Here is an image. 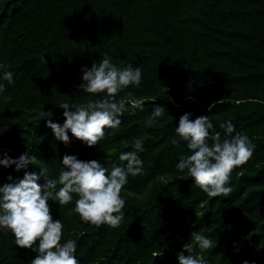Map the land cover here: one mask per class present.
I'll list each match as a JSON object with an SVG mask.
<instances>
[{"label": "trees", "instance_id": "1", "mask_svg": "<svg viewBox=\"0 0 264 264\" xmlns=\"http://www.w3.org/2000/svg\"><path fill=\"white\" fill-rule=\"evenodd\" d=\"M144 1L146 0H0V64L6 66L0 69V75L4 70H11L15 79L14 84L3 81L7 87L0 93V121L35 106L59 108L58 105L64 100L85 103L89 98L102 97L103 93H86L78 85L82 82L81 66L91 67L93 61L101 59L104 52L112 56L113 62L120 66L132 63L142 68L140 86L129 85L118 94V98L127 97L125 94L128 92L140 89L146 95L144 108L133 111L129 107L123 113L121 125L110 130L106 127L105 138L97 144L89 146L70 131V143L58 140L47 125L48 117H43L45 114L41 115V122L30 124L27 130L30 133L38 131L39 137H31L34 142L29 153L38 152L37 158L48 170L49 176L59 173L60 158L70 149L77 151L81 159L94 158L101 151L132 150V142L144 133L141 124L147 123L154 104H163L168 108L162 117L157 118V122L167 119V131L169 128L172 131L176 128L179 122L177 115L195 111L197 115H193V119L198 115L210 116L214 132H224L221 123L229 119L236 125V130L241 128L244 121L253 122L258 126L249 137L256 145L255 149L264 148V126L261 124L264 121V110L254 102L251 104L252 101L241 102L230 96L207 103L203 91L195 87L197 80H212L222 73L236 83L261 82L264 80L261 63L264 56H258V48H236L240 50V65L233 62L220 69L215 65L205 66L198 55L200 48L191 43L176 26L173 30L165 26L159 30L162 35L170 37L167 41L173 40L176 48H128L125 41L119 40V36L113 41V32L124 30L128 26L131 7ZM170 1L175 4H170V12L175 15L181 13L185 5H192L200 0ZM227 1L214 0L210 6L213 11L220 8L218 16L221 20L232 16L242 15L245 19L253 16L252 11H236L229 4V11L223 10L222 6ZM255 1L264 5V0ZM16 27L18 30L11 36V40L9 32ZM221 28L222 24L219 22L214 30ZM237 33L235 38L239 34L250 35L240 31ZM263 40L259 39L258 42L264 43ZM14 55L26 56L21 62L9 65L7 61ZM29 71L31 76H28ZM183 82L191 86L189 95L183 99L186 100L180 102L179 84ZM156 87L166 89L153 100L151 95ZM169 96L173 100H169ZM188 97L190 98L187 99ZM210 105H213L211 109ZM221 111L227 113L218 119L217 114ZM50 118L61 124L66 119L63 111L54 113ZM172 140L167 136L166 130L158 138L144 139L146 149L149 146H162ZM186 144L187 141L181 139L179 144L174 145L171 160L173 169H177L176 164L182 155L191 153V149L185 151ZM146 152L147 150L140 153V156L143 158ZM10 155L15 157L14 152ZM152 164L161 165L159 158H155ZM25 171L16 170L14 177H22ZM185 171L188 172L187 169ZM263 177L264 160L256 174L242 173L237 182L230 180L232 192L209 197L200 219L208 218L215 201H223L231 195H241L244 180L255 181ZM193 182L194 177L189 175L187 179L180 178L164 184L159 194L147 204L126 202L122 209L125 216L119 227H112L107 223H90L80 231L69 234L66 239L77 241L75 255L80 264H179L177 254L180 251L186 252L183 246L195 224L182 222L174 230H169L171 224L169 225L168 220L182 215L180 211L190 210L186 209L190 203L197 205L202 200L195 193ZM60 186L57 184V188ZM253 193V198L260 196L257 199H264V189ZM247 202H244L245 205ZM49 204L53 209L60 206L51 200ZM211 253L214 259L217 253ZM37 255L38 252L33 248L17 245L11 229H0V264H30Z\"/></svg>", "mask_w": 264, "mask_h": 264}, {"label": "clouds", "instance_id": "2", "mask_svg": "<svg viewBox=\"0 0 264 264\" xmlns=\"http://www.w3.org/2000/svg\"><path fill=\"white\" fill-rule=\"evenodd\" d=\"M81 67L82 82L78 88L86 93H103L102 97L89 98L85 103L62 101L59 106L64 109L63 116L66 117L62 124L50 118L54 114L52 110L45 111L43 117H48L47 125L58 140L70 143V131L92 146L105 138L106 127L110 130L121 125L123 113L129 107L133 111L144 108V97L118 98V94L129 85L140 86L143 73L138 65L128 63L120 66L114 63L107 52L101 59L94 60L91 67ZM4 68L6 66L0 64V69ZM3 81L14 84V72H2L0 93L7 87ZM168 99L173 100L171 96ZM250 99L264 103V99L258 97ZM212 106H209L210 109ZM167 111L166 105L154 104L147 125L156 123L157 118ZM193 115L190 111L183 113L175 128L179 139L174 138L173 143L179 144L182 139L192 150L190 154L181 156L176 167L187 169L195 184L208 195L228 194L233 190L230 183L232 170L252 157L256 145L246 132L237 131L230 119L221 123L223 134L220 131L212 133L210 130L214 124L209 115H198L194 119ZM146 150L145 141L135 138L132 150L119 154V160L126 163L114 164L111 168L99 158L81 159L78 154L65 153L57 179L49 176L44 168H40L39 172L27 171L29 165L38 159L35 154L24 151L18 157H12L10 150L6 149L0 153V166L9 168L15 165L17 171H26L22 177L9 173L7 180L0 183V229H11L17 245L38 252L30 264H80L75 255L77 241L70 238L61 242L65 225L61 218L54 219L49 201L65 205L74 199L73 193L78 194L74 210L85 222L119 227L125 216L122 209L126 203L121 190L128 183L130 174L136 176L144 172L140 153ZM41 178L43 183L39 182ZM57 184L61 186L57 188ZM191 238L202 250L213 249L217 244L211 236L200 231H193ZM183 247L188 254L185 255L184 251L177 254L179 264H210L203 252L193 254L191 242ZM242 264H256V261L245 259Z\"/></svg>", "mask_w": 264, "mask_h": 264}, {"label": "rangeland", "instance_id": "3", "mask_svg": "<svg viewBox=\"0 0 264 264\" xmlns=\"http://www.w3.org/2000/svg\"><path fill=\"white\" fill-rule=\"evenodd\" d=\"M214 0H200L192 5H185L181 9V13L173 14L170 12V4L175 5L170 0H146L142 3H135L129 11L128 26H125L124 30L113 32L112 40L119 36V40L125 41L128 48H176L173 46L172 39L167 41L168 35H162L160 27L165 26L172 30L176 26L178 30L182 31L187 39L191 43L196 44L197 48H200L198 55L205 66L211 67L215 65L218 68L227 66L230 63L240 65L238 57H240V50L236 48L251 49L258 48V56H264V43L258 42V40L264 39V5L258 3L255 0H228L223 6V10L229 11L228 4L236 11L243 10L245 12L252 11V17L245 19L243 16H232L227 20H221L218 16L220 8L213 11L210 8ZM222 24V28L214 30L216 24ZM211 24V25H210ZM214 25V26H213ZM18 27L12 28L11 36L15 35ZM238 31L244 32L250 35L239 34L236 38ZM13 32V33H12ZM12 40V39H11ZM264 41V40H263ZM9 48V46L7 47ZM215 52H213V51ZM226 51L223 53L222 51ZM26 55H14L8 59L9 65H14L21 62ZM262 68L264 69V61ZM34 68V66H32ZM28 76H31L30 71ZM218 78V79H216ZM212 80L205 78L197 80L195 87L201 89L204 93L207 103L217 101L220 97H232L241 102L252 101L251 97H258L264 99V80L259 83H236L225 73L220 74ZM190 84L183 82L179 84L180 92L178 100L180 102L184 97L189 95ZM166 88L156 87L152 93L153 98L161 96ZM133 97H146L143 91L140 89L128 92L125 94ZM188 97L187 99H189ZM253 101L251 102V104ZM258 107L264 110V103H257ZM53 107L35 106L27 108L25 112L12 115L3 121H0V153H3L6 149L14 152L15 157H18L22 152L29 151L33 146V138L39 137L38 131L30 133L27 128L30 124L37 121H42L41 115L46 114L45 111L52 110L53 113H60L64 111L58 105ZM194 115L197 112L190 111ZM226 112H219L217 118L221 119ZM181 115H177L179 118ZM164 121H158L151 126L147 123H143V134L140 139H146L149 137L158 138L166 130L167 136L170 138L179 137L175 129H166ZM247 122V123H244ZM241 128L237 131L246 132L248 135L254 133L256 126L253 122L244 121ZM264 126V121L261 123ZM260 125V124H259ZM262 128H259V130ZM210 132L215 133L214 129ZM223 134V132H221ZM38 135V136H37ZM211 143V139H209ZM173 140L167 141L164 145L159 147H150L147 149L145 156L142 158L144 161V172L142 174L128 177V183L123 186L121 190V196L127 203L147 204L154 196H157L161 187L164 184L173 182L180 178L187 179L190 175L185 170H179L172 168V151L174 148ZM185 151L190 149L187 144L184 145ZM124 150H110L101 151L94 158L102 159L106 167L111 168L114 164H125L126 162L119 160V154ZM30 154L38 155V152L31 151ZM68 154H78L77 151L70 149ZM64 153V154H65ZM63 154V155H64ZM63 155L60 158L58 172L63 167L62 160ZM159 158V164L153 165L152 162L155 158ZM264 148H257L254 150L252 157L244 164L236 166L231 173V180L237 182L242 173H248L250 175L256 174L261 166H263ZM93 159V157H91ZM44 168L43 163L38 158L33 164H30L29 171L39 172ZM45 169V168H44ZM11 173L13 176L16 174L15 165L9 168L0 166V183L7 180V177ZM59 173L55 177L58 179ZM48 174V170H47ZM43 183V178L39 181ZM243 190L241 195L229 196L223 201H215L212 205L211 214L208 218L200 219L205 212L206 201L211 197L206 193L199 185L193 182L195 186V193L201 197L202 200L195 203H190L186 211H180L182 215L176 216L173 220H168L170 229L174 230L182 222H191L195 224L193 231H200L205 235L212 237L214 241H217L216 246L213 249H200L197 243L192 237V232L189 237L186 238L187 243L191 242L192 252L200 253L206 259L210 260V264H242L243 260L256 261V264H262L264 262V199H257L260 196L253 198V192L261 191L264 189V177L258 180H244ZM74 199L68 204L60 205L56 208H51L54 219L61 218L64 222V235L62 241L66 240L67 236L73 232L80 231L91 222H85L80 214L76 212L75 202L78 195L74 194ZM247 205H245V201ZM198 221V222H197ZM227 222V223H226ZM237 249H239L237 251ZM216 251L217 255L212 259V253ZM188 254L186 249L185 255ZM30 258V257H29ZM179 262V260H178Z\"/></svg>", "mask_w": 264, "mask_h": 264}]
</instances>
